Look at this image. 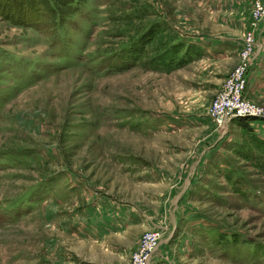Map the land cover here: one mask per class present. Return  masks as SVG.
<instances>
[{"label":"rangeland","instance_id":"374dc122","mask_svg":"<svg viewBox=\"0 0 264 264\" xmlns=\"http://www.w3.org/2000/svg\"><path fill=\"white\" fill-rule=\"evenodd\" d=\"M245 52L261 114L216 125ZM151 229V264H264V0H0V264Z\"/></svg>","mask_w":264,"mask_h":264},{"label":"built area","instance_id":"2783aa9c","mask_svg":"<svg viewBox=\"0 0 264 264\" xmlns=\"http://www.w3.org/2000/svg\"><path fill=\"white\" fill-rule=\"evenodd\" d=\"M256 8L259 15L262 7L257 4ZM246 57L247 52L243 54L238 66L223 80L207 108V115L216 125H223L234 117H255L261 114L260 108L243 95L248 77ZM159 238L158 230H146L131 252L127 264H151V256Z\"/></svg>","mask_w":264,"mask_h":264},{"label":"trees","instance_id":"16d2710c","mask_svg":"<svg viewBox=\"0 0 264 264\" xmlns=\"http://www.w3.org/2000/svg\"><path fill=\"white\" fill-rule=\"evenodd\" d=\"M238 119H243V120H245V123H244V125H246L247 126V123L252 119V118H250V117H237Z\"/></svg>","mask_w":264,"mask_h":264}]
</instances>
